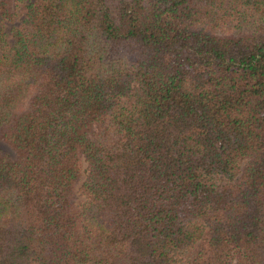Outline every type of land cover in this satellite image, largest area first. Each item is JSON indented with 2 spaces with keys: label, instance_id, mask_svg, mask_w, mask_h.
<instances>
[{
  "label": "trees",
  "instance_id": "obj_1",
  "mask_svg": "<svg viewBox=\"0 0 264 264\" xmlns=\"http://www.w3.org/2000/svg\"><path fill=\"white\" fill-rule=\"evenodd\" d=\"M0 140V264H264V0H0Z\"/></svg>",
  "mask_w": 264,
  "mask_h": 264
},
{
  "label": "rangeland",
  "instance_id": "obj_2",
  "mask_svg": "<svg viewBox=\"0 0 264 264\" xmlns=\"http://www.w3.org/2000/svg\"><path fill=\"white\" fill-rule=\"evenodd\" d=\"M17 11H19V10H17ZM18 14H21L20 11L18 12ZM19 18H20V16H16L14 18V21H11V22L10 21H2V25H3V28L6 31V37L8 38V40H11L12 39L11 33L9 31L10 25L12 23H17L18 20H19ZM0 151H4V152H7V153L11 154V150L9 149V147L3 141H1V140H0ZM81 178H82V176H80V178L78 179L77 184H76V187L78 186ZM76 197L77 198H80L79 190H77Z\"/></svg>",
  "mask_w": 264,
  "mask_h": 264
}]
</instances>
